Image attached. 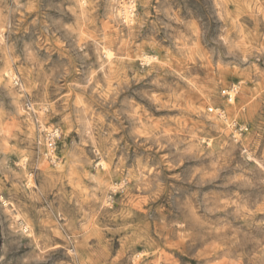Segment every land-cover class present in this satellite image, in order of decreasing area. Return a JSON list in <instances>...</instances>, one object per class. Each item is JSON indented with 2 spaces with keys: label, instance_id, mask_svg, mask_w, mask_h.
Segmentation results:
<instances>
[{
  "label": "clouds",
  "instance_id": "9594fccd",
  "mask_svg": "<svg viewBox=\"0 0 264 264\" xmlns=\"http://www.w3.org/2000/svg\"><path fill=\"white\" fill-rule=\"evenodd\" d=\"M0 264H264V0H0Z\"/></svg>",
  "mask_w": 264,
  "mask_h": 264
}]
</instances>
